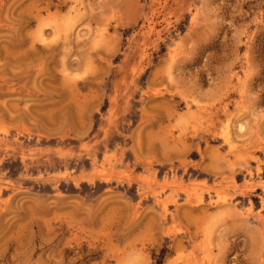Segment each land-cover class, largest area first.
Instances as JSON below:
<instances>
[{"label":"rangeland","instance_id":"obj_1","mask_svg":"<svg viewBox=\"0 0 264 264\" xmlns=\"http://www.w3.org/2000/svg\"><path fill=\"white\" fill-rule=\"evenodd\" d=\"M0 264H264V0H0Z\"/></svg>","mask_w":264,"mask_h":264}]
</instances>
